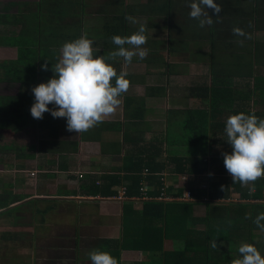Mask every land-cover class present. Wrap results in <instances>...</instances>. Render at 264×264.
<instances>
[{
  "label": "crops",
  "instance_id": "obj_1",
  "mask_svg": "<svg viewBox=\"0 0 264 264\" xmlns=\"http://www.w3.org/2000/svg\"><path fill=\"white\" fill-rule=\"evenodd\" d=\"M191 2L0 0V264H91L93 249L109 252L118 264H204L202 246L150 232L140 218L143 201L126 196L152 147L154 177L166 189L160 201L181 202L197 189L215 194L216 178H231L223 165V154L231 153L227 117L235 111L264 119V89H254L257 77L264 84V0H214L222 11L215 17L206 8L213 24L204 27L189 17ZM141 25L147 57L134 56L129 64L122 57L108 59L118 50L111 37L130 36ZM236 27L250 38L235 35ZM84 33L93 41L94 55L104 56L118 75L126 72L130 86L112 115L75 133L65 130L66 118L50 113L32 118L31 89L53 77L62 45ZM193 85L201 88L192 92ZM190 100L192 109L184 106ZM215 111L222 134L212 139L216 132H210L206 146L187 149V121L192 129L209 123L211 130ZM181 114L187 117L185 140L168 129ZM191 158L207 162L204 175H191L188 168L180 175L171 164ZM113 175L125 181L118 196L89 194L91 184ZM239 197L219 202L236 204ZM190 210L193 218L206 211Z\"/></svg>",
  "mask_w": 264,
  "mask_h": 264
},
{
  "label": "clouds",
  "instance_id": "obj_2",
  "mask_svg": "<svg viewBox=\"0 0 264 264\" xmlns=\"http://www.w3.org/2000/svg\"><path fill=\"white\" fill-rule=\"evenodd\" d=\"M189 17L199 21V26H211L213 18L206 8L212 9L215 17H219L222 8L214 0H192L188 4ZM133 20L131 16L126 17ZM134 22V20H133ZM146 28L144 25L130 36H112V43L117 51L109 53L108 59L122 57L129 64L134 56L141 60L148 55V49L141 46L146 44ZM237 36L250 38L239 27L233 28ZM243 44V41H240ZM124 45H131L132 50ZM60 58L54 66L53 77L46 83L33 87L31 92L34 103L30 114L34 119H42L44 113H50L53 118H66L67 130L75 133L87 132L89 129L112 115L121 103V96L129 89L130 82L125 78L126 72L117 74L114 67L106 62L104 56L94 55L93 41L84 33L80 38L65 42L60 48ZM47 70V61L41 65ZM115 80V84L112 81ZM52 104L56 110H50ZM224 131L231 153L223 154V165L231 176L233 183L249 186L254 192L255 182L264 178V119L253 114L239 113L229 115L225 122ZM211 175V174H210ZM181 202L194 201L193 197ZM250 218V217H249ZM264 213H260L253 223L264 232ZM217 248L216 241L211 243ZM240 258L231 260L230 264H264V257L257 248L248 243H242L238 248ZM91 264H118L117 260L107 251L93 249L88 253Z\"/></svg>",
  "mask_w": 264,
  "mask_h": 264
},
{
  "label": "trees",
  "instance_id": "obj_3",
  "mask_svg": "<svg viewBox=\"0 0 264 264\" xmlns=\"http://www.w3.org/2000/svg\"><path fill=\"white\" fill-rule=\"evenodd\" d=\"M256 81L255 91H262L264 89L262 79L257 77ZM214 94L215 96L218 94L217 90H214ZM237 113L232 111L230 115ZM203 118L206 120L209 117L203 116ZM220 119L221 116L218 115L217 111L211 115V122L213 121L210 124L211 130L209 123L207 127L206 124L199 123L196 128L192 129L191 122L188 120L189 139L187 144L190 146H206L210 132L215 133L218 128H221V124L218 123ZM76 149L77 145H74V151ZM149 152L151 155L147 156L148 160L141 165L142 169L136 172L138 173L137 176L130 179L131 185L126 189L128 201L134 197L143 201V211L140 213V218L143 221L145 220L147 230L154 233L165 232V239L172 238L186 243L193 240L194 244L202 246L198 249V253L203 255L204 264H230L231 260L240 258L239 253L235 252V246L238 243L240 245L242 243L252 244L260 252L261 244L258 243L260 240L257 236L262 231L257 228L253 220H255L254 214L264 212V178L255 182V186L258 185L259 187L255 188L256 190L252 194L249 193L250 191L245 190V186H242L239 182L233 183L232 178L225 179L220 176L216 178L215 188L213 187L215 194H209L207 189H198L193 190L194 194L191 192L194 198L193 202L160 201L163 193L166 196V189L164 184L154 177L158 172L153 169L155 166V148H150ZM171 164H177L176 167L179 169L178 174L180 175L187 172L184 168H188L191 175H204L207 171V162L203 158L173 159ZM157 167L159 166L157 165ZM139 173L144 174L139 176ZM124 182L115 175L104 176L98 183L91 184L89 194L92 196L107 195L108 197L105 198L118 196V190L123 188ZM107 184H110L109 187H107ZM151 187H155L154 190H151ZM223 191H227V193L223 195L225 193ZM232 195H240V203L225 204L219 202L221 199L226 201L232 199ZM250 201L255 204H251ZM225 205H235L234 210L219 211V208L230 209L229 206ZM194 206L205 207V215L193 218V211L190 209H193ZM179 211L184 212L177 213ZM154 223L156 226L152 228ZM221 239L224 241L225 246L219 241ZM213 241H216V249L211 247ZM186 247L194 249V246ZM191 249L188 250L192 251Z\"/></svg>",
  "mask_w": 264,
  "mask_h": 264
},
{
  "label": "rangeland",
  "instance_id": "obj_4",
  "mask_svg": "<svg viewBox=\"0 0 264 264\" xmlns=\"http://www.w3.org/2000/svg\"><path fill=\"white\" fill-rule=\"evenodd\" d=\"M190 27V26H189ZM189 27H188V29H189ZM198 86H200V85H198ZM175 87H177V85H175ZM201 87H198L197 89H196V85H193V86H191V88H189V90H191L192 92H195V91H197V90H199ZM203 90V89H202ZM204 92V91H203ZM186 108H194L193 107V104L191 103V100L188 102V103H186L185 105H184ZM193 112H195V110H193ZM185 114H187V113H185ZM187 119V117L184 115V114H181V116H180V120H176V121H174V122H172L171 124H169L168 125V129H169V131H170V133H171V135L173 136V137H175V138H180V139H184L185 140V138H186V130L185 129H183V124H184V120H186ZM193 119H196V116L194 115L193 116ZM193 119H191V120H193ZM222 120V118L219 120V124H221V121ZM213 122V121H212ZM211 122V123H212ZM219 129L220 128H218V130L216 131V134H213V138L212 139H215V138H217L218 136H219V134H222V132H223V129L221 130V131H219ZM220 140V139H219ZM213 144H214V142H213ZM215 145V144H214ZM189 147H193V146H187L186 148L188 149ZM187 155V154H186ZM198 190V189H197ZM194 191H196V190H194ZM194 199V198H193ZM264 213V212H263ZM260 213H258V214H254V217L256 218L258 215H259ZM261 223H264V221H262ZM257 238H259L258 240H260L258 243H260L261 244V250H260V253H261V255H262V257H264V232H261L258 236H257ZM225 239V238H224ZM221 243H222V245H224L225 246V244H224V241H222V239L221 240H219ZM237 246H235V252H238V248H239V246H240V244L238 243V244H236ZM224 263H225V261H224Z\"/></svg>",
  "mask_w": 264,
  "mask_h": 264
},
{
  "label": "built area",
  "instance_id": "obj_5",
  "mask_svg": "<svg viewBox=\"0 0 264 264\" xmlns=\"http://www.w3.org/2000/svg\"><path fill=\"white\" fill-rule=\"evenodd\" d=\"M191 197H192L191 193H187L186 196H185V198H188V199L191 198Z\"/></svg>",
  "mask_w": 264,
  "mask_h": 264
}]
</instances>
